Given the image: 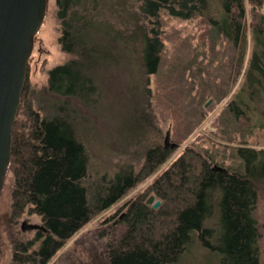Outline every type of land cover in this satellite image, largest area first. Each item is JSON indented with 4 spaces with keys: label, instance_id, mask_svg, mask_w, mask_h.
Wrapping results in <instances>:
<instances>
[{
    "label": "trees",
    "instance_id": "1",
    "mask_svg": "<svg viewBox=\"0 0 264 264\" xmlns=\"http://www.w3.org/2000/svg\"><path fill=\"white\" fill-rule=\"evenodd\" d=\"M218 2L220 19L211 13L209 0H55L58 42L69 59L48 71L46 89L32 98L36 111L31 103L23 106L32 96L24 85L12 129L10 217L36 214L47 231L19 244L20 254L30 252L20 261L48 264L94 216L157 173L144 193L124 205V230L115 245L106 247L104 264H172L195 238L220 255V264H259L254 209L258 190L264 188V150L235 148L241 165L234 169L223 166L227 158L217 144L209 149L192 143L160 171L208 115L205 103L226 98L245 64L244 0ZM250 2L253 9L263 4ZM164 14L186 22L201 18L205 35L190 38L186 30L188 40L200 42L173 51L167 45L173 37L163 31ZM254 18L244 83L224 110L229 115L220 114L216 127L222 140L229 141L233 123L246 115L264 129V14ZM125 69L139 139L133 158L140 166L136 170L130 161L120 167L91 200L85 183L90 116L93 123L109 77ZM194 70V77L186 76ZM155 75L156 91L150 87ZM156 93L175 120L174 141L170 130L150 134ZM23 107L25 121H20ZM148 194L160 201L157 209L146 204Z\"/></svg>",
    "mask_w": 264,
    "mask_h": 264
},
{
    "label": "rangeland",
    "instance_id": "2",
    "mask_svg": "<svg viewBox=\"0 0 264 264\" xmlns=\"http://www.w3.org/2000/svg\"><path fill=\"white\" fill-rule=\"evenodd\" d=\"M209 2L211 13L215 19H220L218 0H209ZM262 2L263 4L261 7L253 9L250 0H244V25L247 35L246 61L237 81L232 84L229 95L219 102L209 99L211 102L208 107H205L208 110V115L190 137L172 154V157L160 171L172 162L184 148L193 147L192 143L195 145L202 143L204 147L209 149L212 147L211 143L217 144V151L227 158L223 166H229L234 169L241 165L240 160L235 155V148L246 147L255 150H264V129L254 124L257 118H254L253 121L251 116L248 115L244 116L241 121H235V123H233L235 130L231 131V138L229 135L227 136L229 141L222 140L216 136V127H218L219 124L220 114L223 116L224 113L226 117L229 115L225 113L224 110L228 103L236 98V94L240 91L244 83V71L253 49L251 29L255 21L254 14H264V0H262ZM234 12L233 14H235ZM161 18L164 22L163 31L165 37H173L172 44L167 43L168 47L173 51H175V49L176 51L181 49L182 44L186 42L192 43L190 48H193L200 42L197 39L192 41L188 40L187 35L190 34V38L192 35H205V25L201 18L194 22H186L169 17L166 14L162 15ZM186 30H188L189 34H186ZM59 34L55 0H47L45 16L35 35L34 48L28 60L24 84L25 88L28 92H31L32 96L28 95L29 97L23 100V106H26L27 103H31L33 111H36L37 108L32 98L38 96V91L46 89L48 84V71L57 65L64 64L69 59V56L62 52L60 48L58 42ZM208 36H210V34ZM205 39L208 41L207 38ZM193 54L194 50L190 53V56L192 57ZM169 57L172 60V55ZM191 57H188V59ZM199 57H202V55ZM169 69L165 68V70ZM127 74L128 72L125 69V73L119 71L115 73L114 76L109 77L103 89L105 96L104 101L101 102V105L97 109H94L96 120H94L93 123L92 115L90 116L91 121L88 127L90 133L88 140L90 144L87 146L89 166L85 183L89 188L88 191L91 200L98 192L99 194L102 193L107 187L104 181L108 182L113 177L114 172L118 171L120 167L127 165L130 161H133L136 170H138L140 166L139 163L135 162V156L133 158V155L137 154L133 153L138 152L139 149V139L135 134L137 125L132 123V120L136 117V112L132 108L130 99L127 96L128 94H132V92L130 93V84L129 79H127ZM188 75L194 77L196 75L195 70L187 72L186 76ZM157 78V75L150 77V87L152 90L155 89V91L158 87ZM189 80L191 81V78H189ZM153 97L155 98L152 99L154 103L152 113L154 121L150 134L154 135V130H159L162 134L170 130L172 137L175 126L173 115L170 112H166V108L163 107L162 103L166 104L163 97L158 96L157 93L154 94ZM172 103H174L171 104L174 109H176L175 107H179V102L175 105L176 101L174 100ZM24 113L26 112L23 107L19 113L20 121H25ZM154 125L156 127H154ZM173 138L174 137L171 138L172 141H174ZM156 174L130 189L125 197L110 209L94 216L79 232L66 241L63 248L58 251L48 264H104L106 247L115 245V241L124 230V225L122 224V220L126 214L124 205H126L128 200L134 199L140 193H144ZM12 187V174L6 173L0 195V264H33L31 262L20 261L23 257L30 255V252L27 251L25 254L22 253L23 256L16 248H18L19 244H25L32 240L35 231L23 230L21 226L22 223L35 224L37 226L43 224L38 215L31 214L28 211H25V213L17 219L10 217ZM151 195L154 196L153 194H148L147 198ZM155 201H157V198L154 196V202ZM254 217L257 222L259 233V264H264V188L262 187L258 190ZM213 224H210L208 227H212ZM172 264H220V255L204 247L200 241L195 238L188 249Z\"/></svg>",
    "mask_w": 264,
    "mask_h": 264
},
{
    "label": "water",
    "instance_id": "3",
    "mask_svg": "<svg viewBox=\"0 0 264 264\" xmlns=\"http://www.w3.org/2000/svg\"><path fill=\"white\" fill-rule=\"evenodd\" d=\"M47 0H0V195L11 154L12 129L24 88L35 35ZM210 100L205 107H208ZM154 202L149 196L146 204ZM154 209L160 201L152 204Z\"/></svg>",
    "mask_w": 264,
    "mask_h": 264
},
{
    "label": "flooded vegetation",
    "instance_id": "4",
    "mask_svg": "<svg viewBox=\"0 0 264 264\" xmlns=\"http://www.w3.org/2000/svg\"><path fill=\"white\" fill-rule=\"evenodd\" d=\"M21 228H22L23 230H28V231H32V230H33V231H35L34 238H36L38 232H41V233H47V231H46V229L44 228L43 225H41V226H37V225H35V224L32 225V224L22 223ZM34 238H33L32 240H30V241H33ZM28 242H29V241H28ZM36 246H37V242L34 244V246H33L32 249H34ZM32 249H31V250H32ZM31 250H30V251H31Z\"/></svg>",
    "mask_w": 264,
    "mask_h": 264
}]
</instances>
